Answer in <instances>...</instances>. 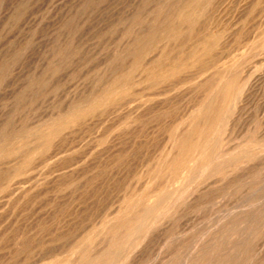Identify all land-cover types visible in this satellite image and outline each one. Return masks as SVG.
<instances>
[{
  "label": "rangeland",
  "instance_id": "rangeland-1",
  "mask_svg": "<svg viewBox=\"0 0 264 264\" xmlns=\"http://www.w3.org/2000/svg\"><path fill=\"white\" fill-rule=\"evenodd\" d=\"M0 264H264V0H0Z\"/></svg>",
  "mask_w": 264,
  "mask_h": 264
},
{
  "label": "bare ground",
  "instance_id": "bare-ground-1",
  "mask_svg": "<svg viewBox=\"0 0 264 264\" xmlns=\"http://www.w3.org/2000/svg\"><path fill=\"white\" fill-rule=\"evenodd\" d=\"M224 85H225V84H224ZM224 85H223V86H224ZM226 85H227V84H226ZM228 85H229V84H228ZM221 90H222V88H221ZM220 96H221V95H219L218 97H220ZM218 97H217V98H218ZM219 99L222 101V97H220ZM218 101H219V100H218ZM215 103H216V102H215ZM211 105H212V103H211ZM209 106H210V105H209ZM220 106H221V104H220ZM222 107H223V106H222ZM208 108H210V107H208ZM218 109H219V108H218ZM214 111H215V110H214ZM214 111H213V112H214ZM206 113H207V111H206ZM215 113H216V111H215ZM208 114H209V113H208ZM208 114H207V117H208ZM216 114H217V113H216ZM211 115H212V113H211ZM212 116H214V115H212ZM206 120H207V122H208L210 119H209V120L206 119ZM211 120H212V118H211ZM213 122H214V121H213ZM213 122H212V123H213ZM204 123H205V121H204ZM208 123H209V122H208ZM212 123H211V124H212ZM207 125H208V124H207ZM206 127H207V126H206ZM201 134H202V133H201ZM203 136H204V135H203ZM181 143H182V142H181ZM143 212H144V211H143ZM144 215H145V214H144ZM127 220H128V219H127ZM112 228H113V227H112ZM109 230H110V229H109ZM108 232H109V231H108ZM124 239H125V238H124ZM81 252H82V251H81ZM115 255H116V254H115ZM71 262H72V261H71ZM86 263H87V262H86Z\"/></svg>",
  "mask_w": 264,
  "mask_h": 264
}]
</instances>
